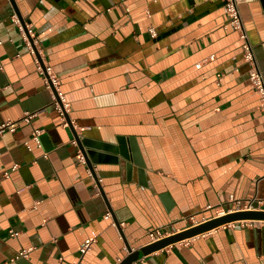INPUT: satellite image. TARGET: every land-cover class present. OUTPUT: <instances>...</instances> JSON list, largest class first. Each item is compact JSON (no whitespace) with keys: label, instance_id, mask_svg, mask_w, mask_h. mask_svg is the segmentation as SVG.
Here are the masks:
<instances>
[{"label":"crops","instance_id":"1","mask_svg":"<svg viewBox=\"0 0 264 264\" xmlns=\"http://www.w3.org/2000/svg\"><path fill=\"white\" fill-rule=\"evenodd\" d=\"M240 11L264 77V0ZM0 41V263L264 264L256 220L143 251L151 229L264 209V113L223 0H0ZM75 131L128 156L92 171Z\"/></svg>","mask_w":264,"mask_h":264},{"label":"built area","instance_id":"2","mask_svg":"<svg viewBox=\"0 0 264 264\" xmlns=\"http://www.w3.org/2000/svg\"><path fill=\"white\" fill-rule=\"evenodd\" d=\"M223 1H224L225 12L228 16V22L231 25V27L239 33V36L242 40L243 58L250 65V69H249L250 84H251L252 89L259 96V105L258 106H259L260 110L264 113V77H263L261 70L259 69L258 64H257L253 45L250 42L248 32L245 28V25H244V22H243V19L241 16L240 3L243 0H223ZM12 20L17 25H19V28L22 31H24L23 25L21 24V21H20L18 14L16 12L13 13ZM1 43L2 42L0 41V44ZM29 45H30V50L34 54L35 51H34V48L32 47V45L30 44V42H29ZM36 60H37V69L43 75L46 84L49 85V83L52 81L53 83H55L57 85L59 80L54 73L53 67L49 63L42 61L38 57ZM55 103L57 105L59 104L56 101H55ZM68 105H69L68 102L64 103L65 107H68ZM33 116H34V114L29 113L23 119L25 121H30ZM15 129H16V125L14 124V122H6L3 124H0V134L4 133L6 130L15 131ZM40 133H41L40 130H34V132H33V138L35 139V141L38 144H40V138H39ZM249 209H251V203L237 201L236 210H249ZM236 210H234V211H236ZM192 220H193V225H191V226H194L196 224L201 223V222L194 220V217H192ZM191 226H189V227H191ZM11 234L16 235V234H18V232L11 230ZM148 235L151 239V242H154V241L162 239L166 236H169L171 234H169L167 231H165L163 229L156 228V229L149 230ZM92 241L93 240H90V239L86 240L84 247H83V250L88 248L91 245ZM28 253H29V250L23 249V250L19 251V253L16 257L9 260V262H14V261H16L22 257H28ZM9 262L5 261V262H1L0 264H9Z\"/></svg>","mask_w":264,"mask_h":264},{"label":"water","instance_id":"3","mask_svg":"<svg viewBox=\"0 0 264 264\" xmlns=\"http://www.w3.org/2000/svg\"><path fill=\"white\" fill-rule=\"evenodd\" d=\"M74 137L83 156L86 159L87 165L92 169V171L94 170L93 164L102 161L107 157V155L128 156L125 150V145L120 140L118 141V144H112L86 137L81 138L76 131L74 132ZM242 220L264 221V209L236 210L216 216L214 218H210L199 224L173 233L157 241L151 242L143 248V251L145 253L153 252L179 241L207 233L221 225ZM127 263L128 262L124 261L122 264Z\"/></svg>","mask_w":264,"mask_h":264}]
</instances>
